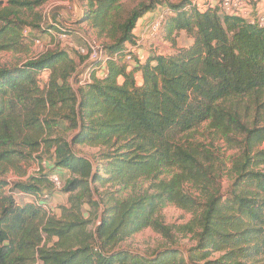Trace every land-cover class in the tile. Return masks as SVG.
Masks as SVG:
<instances>
[{"label": "trees", "instance_id": "1", "mask_svg": "<svg viewBox=\"0 0 264 264\" xmlns=\"http://www.w3.org/2000/svg\"><path fill=\"white\" fill-rule=\"evenodd\" d=\"M46 1L0 4V50L18 46L24 30H39ZM82 1L75 25H87L101 43L103 75L74 46L0 68V162L38 152L46 162L25 181L0 177V264H264V171L255 169L264 165V150H256L264 118L250 122L247 111L264 109V28L191 0ZM157 9L169 12L165 41L175 47L184 32L192 43L129 68L124 51L133 31ZM83 62L89 80L80 84ZM204 123L229 144L231 135L242 137L225 192L217 153L179 142ZM57 172L68 178H59L66 202L55 213L44 206ZM14 194L35 200L18 204ZM167 206L191 215L177 228L192 236L191 248L175 247L159 222ZM146 229L171 243L121 248Z\"/></svg>", "mask_w": 264, "mask_h": 264}, {"label": "rangeland", "instance_id": "2", "mask_svg": "<svg viewBox=\"0 0 264 264\" xmlns=\"http://www.w3.org/2000/svg\"><path fill=\"white\" fill-rule=\"evenodd\" d=\"M167 2H171L172 4L178 3L180 0H166ZM6 0H0V4L5 5ZM262 0H259L258 3ZM86 5V4H85ZM82 0H47L44 5L38 9V13L41 14L42 20L39 24V30L30 31L26 29L27 33L22 34L21 42L18 46L14 47L12 50H0V68L2 67H12L14 65H20L27 60H31L45 53L46 51L54 50L56 48L59 49H67V48H79L83 45L84 41L81 36H89L94 37L90 33L86 32L87 25H79L78 27L75 25V21L82 16V12L85 7ZM62 14V19H58V22H55L52 18L54 14ZM53 24H57L62 26L61 28H71L73 34L67 35L68 42L59 40L56 37L55 29L48 33V26ZM64 26V27H63ZM53 28V27H50ZM44 31V32H43ZM47 31V32H46ZM76 33V34H75ZM55 36V37H53ZM40 40L41 45H35V40ZM177 39V38H176ZM157 42V41H156ZM162 43H158L156 46H160L163 48V43L166 41H160ZM186 38L182 35L176 40V48L186 46ZM74 46V47H72ZM153 46V43L150 45L149 42L145 44V47H141V59L146 60L148 56H152L151 52L153 50H147L146 47ZM188 47V46H187ZM145 48V49H144ZM175 49V48H174ZM162 52L165 50H161ZM175 50L171 51L173 54ZM78 65V79L83 80L86 79V69L85 62L79 63ZM48 72H43L42 79H46ZM250 122H253L255 116H257L258 125H261L263 122L259 121L264 118V109L259 108L258 113L255 112V106H249L247 108ZM232 144H229L226 138L216 129H212L209 127L208 123L201 124L193 131L181 136L180 143L183 145H196L199 144L209 151L216 152L219 158L224 162V171H223V181L221 191L225 192L230 183V177L232 176L231 169V159L237 154V146L239 142L242 140V137L239 135H231L230 136ZM17 150H20L19 148ZM256 150H264V143L256 148ZM85 154H89L94 152L93 150L86 149ZM27 154V152H24ZM40 153L32 154V156L23 155L17 156L13 159L12 163H4L0 162V177H3L7 182L13 183L18 181H25L28 176H31L37 173L41 166L46 163L44 160L40 161L37 156ZM41 163V166L40 164ZM256 170L264 171V165H260ZM58 173V172H57ZM58 177L62 179L68 178L67 173H58ZM184 189L189 190L190 192H195L191 187L186 185ZM14 198L18 204L33 202L30 198H23L22 196H18L14 194ZM66 202V196L61 193L59 190L54 187L49 193V198L47 199L44 209L48 212L54 211L56 213V209L58 206L64 205ZM88 208V207H86ZM158 220L164 226L170 227L172 242L174 246L179 249H188L191 248L194 244L193 238L190 234H184L182 232H178L177 228L189 222L191 220V215L186 213L174 206H167L162 209L158 214ZM169 239H166L161 234H158L151 229H146L145 231L134 235L127 242L121 245V248H127L132 251H141V252H149L157 248L158 246L165 245L171 243Z\"/></svg>", "mask_w": 264, "mask_h": 264}, {"label": "built area", "instance_id": "3", "mask_svg": "<svg viewBox=\"0 0 264 264\" xmlns=\"http://www.w3.org/2000/svg\"><path fill=\"white\" fill-rule=\"evenodd\" d=\"M258 1L259 0H191V6L197 9L218 8L223 14L238 16L250 25H256L259 28H264V11H260L258 9ZM168 14V10L159 9L155 18L144 26L141 36L134 35V44L127 46L124 51V61L129 65V68L136 62H144V60L141 59L140 53L141 47L144 46L145 43L149 41H165L162 35V24ZM57 18L59 19L60 17ZM61 29L62 32L56 34V37L59 40L68 42V36L64 33L65 28ZM26 33L27 31L24 30L23 34ZM81 37L83 38L86 46L76 48V50L82 55L87 54V62H89L90 66L94 67V71L98 74L103 75L106 72L108 57L104 54L101 43L86 36ZM34 44L37 46L41 45L40 40H35ZM158 56L164 55L159 54ZM111 59L112 61L117 60L115 56L111 57ZM86 71V79L82 82L80 81V84L89 80L88 70ZM50 182L53 184L54 188H60L61 183L57 175L50 176ZM17 195L20 197L22 196L21 194ZM31 199L32 201L35 200L33 197H31Z\"/></svg>", "mask_w": 264, "mask_h": 264}, {"label": "crops", "instance_id": "4", "mask_svg": "<svg viewBox=\"0 0 264 264\" xmlns=\"http://www.w3.org/2000/svg\"><path fill=\"white\" fill-rule=\"evenodd\" d=\"M257 7H258V9L260 10V11H264V0H262V3L261 2H259L258 4H257ZM158 10L159 9H157V10H155L154 12H152V13H149V14H147V15H145L143 18H141L139 21H138V23H137V26H136V28L134 29V31H133V34L135 35V36H141V34L143 33V28H144V26L146 25V24H148L149 22H151L154 18H155V16H156V14H157V12H158ZM54 17H60L59 19L61 20L62 18V14H57V15H54ZM184 36L185 38H186V42H187V44H186V46H183V48H185V47H187V46H189L191 43H192V40L190 39V38H188V37H186V35H185V33L184 32H180L179 33V35H178V37H177V39L179 38V36ZM176 39V40H177ZM153 43V46H151V47H146V49L149 51V50H153V52H151V54L152 55H156V56H158L159 54H162V55H168V54H171V51L172 50H174V48L175 47H177V46H172V44L171 43H169L168 41H166L165 43H163L162 45H163V48L162 47H158V46H156V45H158V43H162V42H155V41H149V44L151 45ZM146 44V43H145ZM145 44H144V46L143 47H145ZM179 48H182V47H179ZM145 49V48H144ZM161 50H165V51H161Z\"/></svg>", "mask_w": 264, "mask_h": 264}]
</instances>
